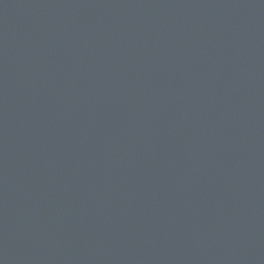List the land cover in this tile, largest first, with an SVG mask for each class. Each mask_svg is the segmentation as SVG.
<instances>
[{
    "label": "water",
    "instance_id": "1",
    "mask_svg": "<svg viewBox=\"0 0 264 264\" xmlns=\"http://www.w3.org/2000/svg\"><path fill=\"white\" fill-rule=\"evenodd\" d=\"M0 264H264V0H0Z\"/></svg>",
    "mask_w": 264,
    "mask_h": 264
}]
</instances>
